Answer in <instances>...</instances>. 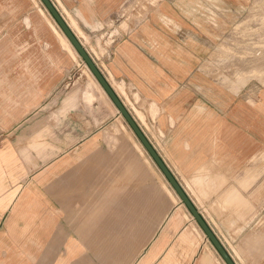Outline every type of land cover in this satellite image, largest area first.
I'll return each instance as SVG.
<instances>
[{"label": "crops", "instance_id": "obj_1", "mask_svg": "<svg viewBox=\"0 0 264 264\" xmlns=\"http://www.w3.org/2000/svg\"><path fill=\"white\" fill-rule=\"evenodd\" d=\"M52 1L234 264H264V80L226 75L243 0ZM46 10L0 0V264H227L106 130L121 115ZM67 120L90 129L66 142Z\"/></svg>", "mask_w": 264, "mask_h": 264}, {"label": "rangeland", "instance_id": "obj_2", "mask_svg": "<svg viewBox=\"0 0 264 264\" xmlns=\"http://www.w3.org/2000/svg\"><path fill=\"white\" fill-rule=\"evenodd\" d=\"M157 0H146L148 3H155ZM39 6L45 10V7L41 0H38ZM243 7L241 14L236 19L235 23L228 27L225 37V47H226V58L227 64L231 62L232 65L227 68V76L233 73L234 67V60H238L241 65L239 71L241 72V77L244 79L248 78H257L259 80H264V0H243ZM32 11L34 13H39L38 8H36L33 4ZM62 11H64L62 9ZM47 13V12H46ZM40 14V13H39ZM42 17V16H41ZM68 18H70L68 16ZM51 19V18H50ZM44 20V19H43ZM44 25L50 31L53 38L58 40L56 35L52 32L50 26L48 25L47 21H43ZM22 24V23H21ZM72 24V23H71ZM24 26V25H23ZM27 28L24 26L23 29ZM33 27L32 29H34ZM68 56V55H67ZM77 57V56H76ZM78 61L82 65V68L79 69V66L75 64L74 74L75 76H79V74L88 75L90 74L89 71L84 67L82 59L78 58ZM73 61V60H72ZM229 65V64H228ZM227 65V67H228ZM231 67V68H230ZM236 71V72H237ZM111 107H114V113H117L115 105L111 102V100H107ZM71 120H67V134H66V142L74 141L75 138H78L83 133H74V130H89V127H85L83 124H80L75 129H73V125L71 124ZM123 123L128 131H131V128L127 125L124 118L120 116V120L115 123H108L107 131L110 132V135L116 134L113 132V127L115 125ZM125 133V132H124ZM119 135V134H118ZM28 137L31 136L30 134L27 135ZM36 136H33L31 140H36ZM52 138V135H50ZM30 140V139H29ZM155 167V165L153 166ZM152 173V172H151ZM153 177V176H152ZM151 177V180L153 178ZM168 181L162 176V195L163 200H166V194L169 195L168 190H172L171 186ZM164 183V184H163ZM166 185V186H165ZM169 187V188H168ZM166 193V194H165Z\"/></svg>", "mask_w": 264, "mask_h": 264}, {"label": "water", "instance_id": "obj_3", "mask_svg": "<svg viewBox=\"0 0 264 264\" xmlns=\"http://www.w3.org/2000/svg\"><path fill=\"white\" fill-rule=\"evenodd\" d=\"M44 7L47 9V11L50 13V15L53 17L61 31L65 34V36L68 38L70 43L73 45V47L78 52L80 58L83 60V62L87 65L91 73L94 75L100 86L103 88V90L106 92L107 96L110 98L112 103L115 105V107L118 109L119 114L124 118L127 125L131 128L133 133L136 135V137L139 139L140 143L143 145V147L146 149L147 153L150 155V157L153 159L155 164L158 166V168L163 173L164 177L170 184L171 188L175 191V193L178 195V197L181 199L182 203L187 207V209L190 211V213L193 215L197 223L200 225V227L203 229V231L206 233L207 237L210 239V241L213 243L215 248L218 250V252L221 254L223 259L226 261L227 264H234L224 247L221 245V243L218 241V239L215 237L211 229L208 227V225L205 223V221L202 219L196 208L193 206L187 195L185 194L184 190L181 188L179 183L176 181L174 176L169 171L168 167L165 165L163 160L160 158L158 153L154 150L150 142L148 141L147 137L137 124V122L134 120V118L131 116V114L128 112V110L125 108L123 103L119 100V98L116 96L108 82L106 81L105 77L102 75V73L99 71L97 66L95 65L94 61L92 60L89 53L86 51V49L83 47L79 39L74 34L73 30L70 28L62 14L57 9L56 5L53 3L52 0H41Z\"/></svg>", "mask_w": 264, "mask_h": 264}, {"label": "bare ground", "instance_id": "obj_4", "mask_svg": "<svg viewBox=\"0 0 264 264\" xmlns=\"http://www.w3.org/2000/svg\"><path fill=\"white\" fill-rule=\"evenodd\" d=\"M46 12L48 13V11L46 10ZM51 17V16H50ZM50 25L52 27V30H54L56 33H58L59 35H61V37L64 38L65 40V45H66V48L68 49V51L72 54V55H75L78 56V52L76 51V49L73 47V45L70 43V41L68 40V38L65 36V34L61 31V29L59 28V26L57 25V23L55 22V20L53 19V17H51V20H50ZM50 27V28H51ZM83 61V60H82ZM89 70V69H88ZM94 77V75H93ZM96 79V78H95ZM96 85H98V82H96ZM102 89V88H101ZM103 91V90H102Z\"/></svg>", "mask_w": 264, "mask_h": 264}]
</instances>
